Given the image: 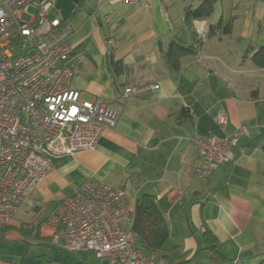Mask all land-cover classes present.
Here are the masks:
<instances>
[{
  "label": "crops",
  "instance_id": "crops-1",
  "mask_svg": "<svg viewBox=\"0 0 264 264\" xmlns=\"http://www.w3.org/2000/svg\"><path fill=\"white\" fill-rule=\"evenodd\" d=\"M203 1H191L189 8ZM165 2L77 4L64 26L72 50L71 88L82 100L100 99L119 108V119L94 148L55 161L0 230V264H111L52 240L51 213L89 179L123 188L131 206L145 194L154 197L169 229L159 255L169 264H257L264 258V68L228 41L203 40L211 25L222 23L224 0L210 3L208 18L187 22L184 12L178 24ZM254 26L248 19L247 29ZM257 33L258 41L264 40ZM173 41L194 48L174 56L178 68L165 58ZM115 61L122 64L119 71ZM131 85L142 92L117 104ZM220 114L227 118L225 131L216 123ZM240 126L248 133L233 148V160L205 182L191 170L199 164V149L190 138L223 136Z\"/></svg>",
  "mask_w": 264,
  "mask_h": 264
},
{
  "label": "built area",
  "instance_id": "built-area-1",
  "mask_svg": "<svg viewBox=\"0 0 264 264\" xmlns=\"http://www.w3.org/2000/svg\"><path fill=\"white\" fill-rule=\"evenodd\" d=\"M56 2L0 0V230L59 157L94 148L120 115L114 105L82 100L80 91L71 88L69 29L60 25L61 18L47 17ZM141 92L127 86L116 102L123 104ZM216 123L225 131L226 116L218 115ZM247 133L240 126L223 136L190 138L199 149V164L191 170L207 182L215 169L233 160V148ZM135 216L136 207L127 203L123 188L89 179L51 213L52 240L69 251H91L111 264H169L164 256L139 247Z\"/></svg>",
  "mask_w": 264,
  "mask_h": 264
},
{
  "label": "trees",
  "instance_id": "trees-1",
  "mask_svg": "<svg viewBox=\"0 0 264 264\" xmlns=\"http://www.w3.org/2000/svg\"><path fill=\"white\" fill-rule=\"evenodd\" d=\"M213 0H204L203 3L197 8H187L185 10V20L191 22L195 19H206L211 15V2ZM80 0H76V6ZM75 11V9H74ZM73 11V13H74ZM68 21V20H67ZM66 20L60 19V25L62 27L67 25ZM222 29L224 34L230 33L231 25H211L209 28L208 36H214L218 30ZM197 41H202L198 39ZM193 47H186L179 43L172 42L169 49L165 52V58L169 64L173 67L178 68V61H174V56H180L184 53H193ZM250 57V59L258 66L264 68V45L254 47L249 46L244 52V58ZM122 68V64L119 61H115V69L119 71ZM189 111L183 109L182 116L187 117ZM134 231L138 235V245L143 249L145 253H156L159 255L165 240L169 235V229L166 218L159 208L156 200L152 195L145 194L137 202L136 205V216L134 222ZM208 239L211 240L213 235L210 232H206ZM257 264H264V258L261 259Z\"/></svg>",
  "mask_w": 264,
  "mask_h": 264
},
{
  "label": "rangeland",
  "instance_id": "rangeland-1",
  "mask_svg": "<svg viewBox=\"0 0 264 264\" xmlns=\"http://www.w3.org/2000/svg\"><path fill=\"white\" fill-rule=\"evenodd\" d=\"M195 0H166L165 7L170 15L171 19L177 24L184 21V12L186 8H189L190 2ZM202 1V0H201ZM263 0H258L255 8L254 0L252 4H249L250 0H224V16L222 20V25H227L230 23L231 30L230 33L224 34L223 30H218V34L215 36H208L203 38L204 41H228L232 49L241 48V55L244 54V50L251 45H264V40L259 39L257 30L261 31L262 36H264V3ZM187 2L188 5H187ZM252 5V6H251ZM251 6V7H250ZM193 9L197 6L192 7ZM30 12L35 14L36 9L31 7ZM255 12V15L254 13ZM47 17L51 20L58 18L60 19L61 13L56 7L49 9ZM261 18V23L258 21ZM248 19L252 24H255L253 29H247ZM49 212V210H47ZM48 213L44 214V217Z\"/></svg>",
  "mask_w": 264,
  "mask_h": 264
},
{
  "label": "water",
  "instance_id": "water-1",
  "mask_svg": "<svg viewBox=\"0 0 264 264\" xmlns=\"http://www.w3.org/2000/svg\"><path fill=\"white\" fill-rule=\"evenodd\" d=\"M76 6V0H57L55 7L61 13L62 20H69Z\"/></svg>",
  "mask_w": 264,
  "mask_h": 264
}]
</instances>
